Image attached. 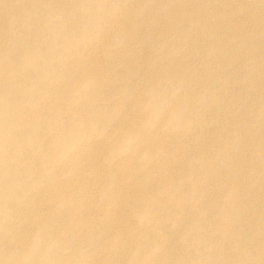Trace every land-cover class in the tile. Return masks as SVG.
<instances>
[{
    "label": "rangeland",
    "instance_id": "rangeland-1",
    "mask_svg": "<svg viewBox=\"0 0 264 264\" xmlns=\"http://www.w3.org/2000/svg\"><path fill=\"white\" fill-rule=\"evenodd\" d=\"M260 14L0 0V264H264Z\"/></svg>",
    "mask_w": 264,
    "mask_h": 264
},
{
    "label": "bare ground",
    "instance_id": "bare-ground-1",
    "mask_svg": "<svg viewBox=\"0 0 264 264\" xmlns=\"http://www.w3.org/2000/svg\"><path fill=\"white\" fill-rule=\"evenodd\" d=\"M260 2L264 3V0H259V2H258V0H256V3L260 4ZM261 16H264V15L260 14L259 17H261ZM123 32H125V30H123ZM43 59H45V58H43ZM43 59H42V61H43ZM167 104H168V101H167ZM0 123H4V122L0 121ZM134 126L136 128H139V125L137 123L133 124V126L131 127V130L129 131V134L132 135L130 137H132V138L134 137L135 132H136V128ZM144 127H145V125H144ZM150 133L151 132L147 133V131H146L143 135L146 136V135H149ZM151 136H154L153 132L151 133ZM1 141L2 140H0V142ZM51 254H53V255H51ZM58 254L61 255V253H58ZM41 258H42L41 261L36 262V264H58L61 261V259H62V257H59V256H57L56 254H54L52 252L48 253L46 255H42ZM6 262L8 264H17V263H11V262H8V261H6ZM23 264H27V263H23Z\"/></svg>",
    "mask_w": 264,
    "mask_h": 264
}]
</instances>
